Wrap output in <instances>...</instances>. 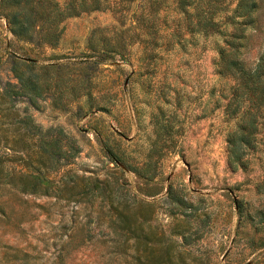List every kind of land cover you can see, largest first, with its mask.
<instances>
[{"label":"rangeland","instance_id":"obj_1","mask_svg":"<svg viewBox=\"0 0 264 264\" xmlns=\"http://www.w3.org/2000/svg\"><path fill=\"white\" fill-rule=\"evenodd\" d=\"M221 1L231 8L236 0ZM252 1L237 50L246 67L264 50V0ZM142 2L132 0L136 12ZM172 7L158 2L154 40L128 42L121 53L87 47L92 28L106 36L117 28L109 11L67 17L58 42L40 49L16 39L0 14V89L14 80L13 57L47 64L82 58L90 61L89 88L104 105L78 107L66 89L55 105L50 95L36 107L12 100L17 117L28 113L41 129L52 126L62 144L78 143L79 151L43 170L45 191H21L13 167L19 159L6 162L0 264H244L264 257L255 211H264V104L254 107L250 143L230 163L226 134L244 122L232 108L244 104L231 96L233 77L217 71L229 19L203 36L193 13L189 24L176 25ZM116 155L142 166L141 176Z\"/></svg>","mask_w":264,"mask_h":264},{"label":"trees","instance_id":"obj_2","mask_svg":"<svg viewBox=\"0 0 264 264\" xmlns=\"http://www.w3.org/2000/svg\"><path fill=\"white\" fill-rule=\"evenodd\" d=\"M142 1L141 5L136 7L138 8L136 12L135 7H132V0H0V14L4 17L8 30L16 39L40 49L46 45L53 46L58 42L63 21L67 17L91 11H109L116 23L114 28H117L107 36L102 33L94 35L95 29L98 28H92L87 36V47L92 50L98 47L101 53L108 50L121 53V48L128 42L154 40L153 33L157 29L154 16L158 15V2L166 0ZM170 1L173 3L172 10L178 16L176 25L181 24L180 20L189 24V15L193 13V27L203 36L213 33L217 30L216 25L229 19L228 29L225 27L221 29L224 45L218 49L217 71L220 75L226 74L233 77L234 81L229 86L231 96L235 98L241 95L242 99H240L244 104L240 105L241 101H235L232 111H239L244 122L235 123L225 138L228 161L237 163L244 146L250 143L254 133V107L264 104V50L250 67L244 66L237 56L241 32L245 24L250 21L249 14L255 3L252 0H236L234 6L229 8L228 4L222 5L221 0ZM132 27L138 31L124 34V31ZM96 61L99 62L101 59ZM89 63L90 61L82 58L48 64L12 58L10 70L14 80L4 82L0 89V128L4 131L0 133V179L2 181L11 176L7 167L4 168L6 162L10 163L12 159H19V163L13 165L15 168L17 166L15 172L19 189L35 191L42 188L45 191L47 187L43 185L45 178L43 170H53L60 156L74 155L79 151L78 143L62 144L58 136L52 133V126L41 129L32 121L30 114L24 113L17 117L18 113L10 109L12 100L17 97H23L30 105L36 107L39 98L50 95V102L55 105L61 102L64 89L68 94L67 99L73 101L76 106L79 107L83 103L94 106L96 109H103L104 105H97V96H94L89 88L90 77L85 71ZM68 67H72V70L70 74L68 73L69 75H64V68ZM230 101L228 100L226 105H230ZM60 104L64 105V103ZM68 148L71 153H66ZM112 158L120 160L125 165L121 157L116 155ZM125 166L141 176L142 166L135 167L127 164ZM237 206L239 222L241 207ZM255 211L264 230V211L261 209ZM259 236L258 243L263 246L264 235ZM244 264H264V257Z\"/></svg>","mask_w":264,"mask_h":264}]
</instances>
